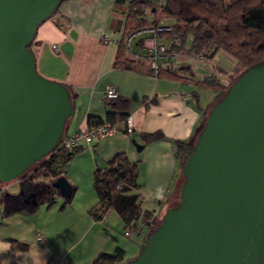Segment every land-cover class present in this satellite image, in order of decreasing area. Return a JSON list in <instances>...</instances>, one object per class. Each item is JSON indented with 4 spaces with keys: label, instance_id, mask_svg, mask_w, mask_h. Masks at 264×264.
Here are the masks:
<instances>
[{
    "label": "crops",
    "instance_id": "obj_1",
    "mask_svg": "<svg viewBox=\"0 0 264 264\" xmlns=\"http://www.w3.org/2000/svg\"><path fill=\"white\" fill-rule=\"evenodd\" d=\"M59 8L58 14L38 28L32 51L36 56L38 73L43 78L71 88L76 114L68 122L66 135L88 128L89 116L105 119L110 113L105 98L109 85L117 89L120 98L129 102L128 119L134 132L131 136L122 132L100 141L83 150L85 152L81 156L75 155L67 165L73 167L84 157L90 171L91 168L104 167L119 155H126L131 163L138 166L139 188L135 193L140 194L143 200V210L153 212L161 219L180 200V186L184 179L175 142L192 141L198 135L203 114L215 94L191 83L154 78L149 72L148 62L143 58L136 59L127 51V46L126 59L134 70L117 67L125 22L124 18L116 20V0H70ZM105 37H108L107 41H104ZM141 37H136L131 47L142 57L145 50ZM183 53L186 55L180 58L186 59L189 54ZM222 54L226 53H218L211 65L197 63L194 69L191 61H184L192 72H183V75L189 77L193 74L195 81H200L210 68L222 81L221 77L230 76L237 66L236 60L226 54L233 62L227 60ZM172 62L173 69L182 67L177 65L176 58ZM217 69L223 70L224 74H219ZM157 132H161L164 139L144 142V135ZM134 140L143 146L141 152L137 151ZM69 179L72 185L76 184L73 177L69 176ZM29 183L21 179L9 185L8 191L12 187V192L10 190L9 194L7 191L1 202L0 264H93L99 255L114 254L119 248L126 255L125 260L118 264L128 263L127 247L120 244L115 236V229L125 228V224L115 210L108 211L102 221H95L90 214L98 204L95 196L68 204L54 201V205H40L36 210L32 206L24 207L14 199L22 184L24 193L29 192L26 194L28 197L34 193L35 187L42 191L51 181L40 178L37 183ZM73 190L75 194V185ZM37 234L42 235V242L36 239ZM138 235L140 238L133 244L142 249L145 240L142 237L146 234ZM12 240L26 243L29 247L24 251L17 250L12 246Z\"/></svg>",
    "mask_w": 264,
    "mask_h": 264
},
{
    "label": "water",
    "instance_id": "obj_2",
    "mask_svg": "<svg viewBox=\"0 0 264 264\" xmlns=\"http://www.w3.org/2000/svg\"><path fill=\"white\" fill-rule=\"evenodd\" d=\"M66 1L0 0V183L20 181L54 153L76 114L69 88L43 78L32 51L38 28ZM196 140L180 202L128 264H264V61L237 77ZM23 185L14 199L38 209ZM47 188L74 194L63 176Z\"/></svg>",
    "mask_w": 264,
    "mask_h": 264
},
{
    "label": "trees",
    "instance_id": "obj_3",
    "mask_svg": "<svg viewBox=\"0 0 264 264\" xmlns=\"http://www.w3.org/2000/svg\"><path fill=\"white\" fill-rule=\"evenodd\" d=\"M124 4L129 5V8L126 12L125 31L116 60L117 67L134 70L132 63L126 59L127 38L136 31L160 24L172 27L178 37L175 41L171 32H165L160 36L161 42L165 43L168 54L171 56H177L180 52L186 51L189 57L200 58L202 56L212 61L218 53L224 52L236 60V69L229 76L232 81L230 85L222 82L215 73L200 81H195L193 74L185 77L183 72H192L190 66L160 72L158 78L191 83L215 94L213 101L203 114L199 133L203 130L210 110L223 99L228 88L236 82L237 77L247 68L264 61V0H116V5ZM147 9L152 14L151 23L145 19L147 17L145 10ZM217 70L219 74H224L223 70ZM69 90L72 92L71 88ZM108 106L110 113L106 115L105 119L89 116V125L96 124V120L120 124L129 117V102L127 100L122 98L110 100ZM197 136L192 141L175 142L176 153L182 168L185 167L187 160L193 154ZM162 139L164 136L161 132L143 136L145 143L157 142ZM83 150L85 149H78L74 153H63L58 148L41 164L32 167L23 179L34 172L37 179H48L52 183L55 179L64 177L66 164ZM103 169L109 170L106 177L102 176ZM138 171L137 163H131L126 155H119L104 167L97 169L94 180L98 204L91 209L90 214L95 221L100 222L108 211L115 210L125 224L126 234L131 230H134L136 235L145 232L146 240L150 233L161 225L162 218L159 219L153 212L143 210V200H141L140 194L135 193L139 188ZM121 182H124V188L117 191L116 187ZM0 185L8 184L0 183ZM59 195L57 190L48 188L40 198L39 205L52 206ZM70 201V199L66 200V204ZM11 244L20 251L27 250L29 247L28 244L15 240H12ZM125 255L124 250L119 248L114 254L99 255L94 259L93 264H118L125 260Z\"/></svg>",
    "mask_w": 264,
    "mask_h": 264
},
{
    "label": "built area",
    "instance_id": "obj_4",
    "mask_svg": "<svg viewBox=\"0 0 264 264\" xmlns=\"http://www.w3.org/2000/svg\"><path fill=\"white\" fill-rule=\"evenodd\" d=\"M145 14L152 17L151 11L148 9L145 10ZM165 32H171L175 41L178 39L172 27L165 24L142 29L140 32L131 34L127 39V51H129V53L132 54L136 59L142 60L143 58L145 61H147L149 72L154 78H158L161 71H166L174 68V64L171 60L172 58H176V60H178L185 54L183 53V51L177 54V56H171L170 54H168L167 46L162 44L160 38L161 34H164ZM142 35H146V38H142V48L143 50H145V54L141 57L132 50L131 44L136 37H141ZM105 40L107 41L108 37H105L104 41ZM54 49H56L55 46ZM187 60L188 62L193 61L203 65H211L213 62L203 58L202 56H200V58H193L188 56ZM105 98L107 99V101L118 100L120 99V95L114 86L109 85V87L105 91ZM95 122L96 124L89 125L86 129H78L75 133L66 135L59 144V149L63 153H74L78 149H87L94 146V144L100 143V141L109 140L121 134L122 132L126 136H131L134 134L131 120H129L128 118L120 124L112 123L111 121L109 122L106 120H103L101 122L96 120ZM108 171V169H103L102 176L106 177L108 175ZM29 178L36 183L37 181H39V179L35 177L34 172H32ZM116 188L117 191H121L122 188H124V182L118 184ZM7 191L8 185H0V206L2 200L6 196ZM127 235H130V233H127L126 236ZM36 239L40 242L43 241L41 234H37Z\"/></svg>",
    "mask_w": 264,
    "mask_h": 264
},
{
    "label": "rangeland",
    "instance_id": "obj_5",
    "mask_svg": "<svg viewBox=\"0 0 264 264\" xmlns=\"http://www.w3.org/2000/svg\"><path fill=\"white\" fill-rule=\"evenodd\" d=\"M128 8L129 5H117V11L115 13V17L116 20L117 18H124L123 22H126L127 20V13L128 12ZM120 11H124L123 13ZM147 16V15H146ZM145 19L148 22H152V18L150 16L145 17ZM118 21V20H117ZM170 23V22H169ZM146 38L145 36H142V38ZM186 55V54H185ZM225 56V58H227V60H233L230 59L226 54H222V57ZM188 58V57H187ZM187 58L183 59V58H179L177 61V65L179 66H185L184 65V61H187ZM172 61L174 60L173 58L171 59ZM191 67L192 69L195 68V64H197L196 62L191 61ZM233 62V61H232ZM183 64V65H182ZM207 73H205L206 76H209L212 74V72L210 71V68L207 69ZM210 71V72H209ZM202 77V76H201ZM222 82H225L227 85H230L232 81H230L229 76L228 77H221ZM201 91V90H200ZM85 151H80L78 152V154L76 155H82ZM85 158H81L80 160L77 161V163H75V165H73V167L69 166L66 164L65 166V174L64 177L71 183L69 176L73 177V179L76 181V184L71 183L72 187L77 188L76 193L73 195V197L70 198V202H79V201H86L89 198L92 197H97V191H95V180H94V172H96L97 168H95L94 170H92V168L89 169L87 168V163L85 162ZM70 164V163H69ZM15 182H11L9 185H13ZM8 185V186H9ZM10 190L12 192V187H10ZM10 190L8 191V193L10 194ZM180 202V200L178 201V203ZM55 203L59 204H66V200L64 198H62L60 195L56 197L55 199ZM177 203V204H178ZM154 205V203H153ZM143 208H144V203L142 204ZM155 207V205H154ZM152 208V207H151ZM131 235V237L126 236V230L125 228H116L115 229V236L117 237L118 241L120 244L125 245L127 247V260L128 262L130 260L136 259L137 256H139V253L141 251V249H138V247H134L133 242H137V239L140 238V236L136 235V232L134 230L128 231ZM142 238H146V237H142ZM128 264V263H127Z\"/></svg>",
    "mask_w": 264,
    "mask_h": 264
},
{
    "label": "flooded vegetation",
    "instance_id": "obj_6",
    "mask_svg": "<svg viewBox=\"0 0 264 264\" xmlns=\"http://www.w3.org/2000/svg\"><path fill=\"white\" fill-rule=\"evenodd\" d=\"M41 164V163H40ZM39 166V165H38ZM23 180H25V181H28V183L29 182H33V180H31L29 177H27V178H24ZM29 185H30V183H29ZM44 187V186H43ZM42 189V188H41ZM46 190H48V188H43V190L41 191L40 190V188H35V189H33V191H34V193H36L37 194V197H42L43 196V194L46 192ZM32 191V192H33ZM26 194H29V192H27ZM29 197V196H28Z\"/></svg>",
    "mask_w": 264,
    "mask_h": 264
}]
</instances>
